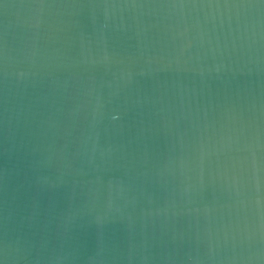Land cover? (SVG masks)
I'll return each mask as SVG.
<instances>
[{
	"label": "water",
	"instance_id": "1",
	"mask_svg": "<svg viewBox=\"0 0 264 264\" xmlns=\"http://www.w3.org/2000/svg\"><path fill=\"white\" fill-rule=\"evenodd\" d=\"M0 264H264V0H0Z\"/></svg>",
	"mask_w": 264,
	"mask_h": 264
}]
</instances>
